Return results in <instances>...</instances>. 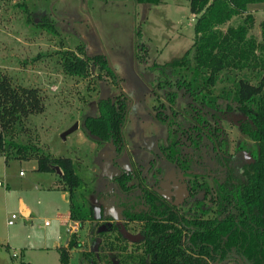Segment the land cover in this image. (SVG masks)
Instances as JSON below:
<instances>
[{
    "label": "rangeland",
    "instance_id": "obj_1",
    "mask_svg": "<svg viewBox=\"0 0 264 264\" xmlns=\"http://www.w3.org/2000/svg\"><path fill=\"white\" fill-rule=\"evenodd\" d=\"M246 12L252 16L247 34L261 39L264 1L246 3L245 11L232 15L223 27L235 24ZM195 16L189 11L188 0H0V71L12 84L37 87L44 104L41 112L28 114L25 129L16 128L15 139L23 142L29 138L52 155L69 156L84 181L80 187L84 201L99 204V217H113L97 223L83 220L81 224L75 219L78 227L70 238L77 246L69 249L68 264H146L140 221L123 219L112 203V177L120 170L132 171L127 183L156 187L177 208L186 210L187 176L166 159L159 143L165 142V121L170 118L178 125L191 97L173 84L161 83L163 75L158 77L157 69L146 66L177 57L190 45ZM44 22L51 28L42 26ZM65 49L79 56L84 55L83 50L99 52L110 62L115 78L94 59L87 60L85 74L66 71L60 57ZM238 77L254 83L259 71L232 67L219 71L212 86L214 94L222 95L217 98V133L212 141L217 147V138H222L219 152L224 146L228 152L240 146L243 157L251 160L256 146L240 131L238 120L244 116L231 98ZM166 90L175 91L173 105L165 100ZM120 91L128 97L121 148L112 140L86 133L83 125L86 115L97 114L99 99L115 101ZM158 111L163 121L157 117ZM205 114L214 121L208 112ZM74 121L76 128L61 137ZM184 139L182 135L178 143L189 149ZM212 141L208 139L199 149L204 157L212 152ZM34 166V158L9 157L5 161L0 153V264H59L52 242L55 239L63 244L69 238L66 227L71 220L60 221L67 215V196L55 187L62 183H57L54 172ZM213 169L220 170V164ZM102 192L106 197L100 196ZM20 199L29 207L27 216L19 212ZM11 212L17 216L7 224ZM86 250L90 252L83 256ZM223 264L240 263L228 259Z\"/></svg>",
    "mask_w": 264,
    "mask_h": 264
},
{
    "label": "trees",
    "instance_id": "obj_2",
    "mask_svg": "<svg viewBox=\"0 0 264 264\" xmlns=\"http://www.w3.org/2000/svg\"><path fill=\"white\" fill-rule=\"evenodd\" d=\"M134 1L155 3L159 0ZM259 1L264 0H188L189 11L196 15L192 42L179 56L161 63L152 61L146 66L148 70L157 69L158 77L163 75L161 83L173 84L191 97L186 117L178 125L170 118L165 121V142L159 143L166 159L187 176L186 210L181 211L161 199L156 187L127 183L130 170H120L112 177L115 183L112 203L119 208L123 219L140 221L141 249L148 255L146 264H223L228 259L240 264H264V21L260 23L262 38L259 40L247 34L252 21L249 12L235 24L223 27L232 15L245 11L246 3ZM41 25L51 28L50 23ZM83 54L62 50V67L68 72L85 74L87 60L94 59L115 78L99 52L88 54L83 50ZM226 67L259 71L254 83L238 77L231 91L234 107L244 116L238 120V127L256 146L250 161L243 157L240 146L232 152L224 146L219 152L222 138H217V147L212 141L217 133L214 125L217 98L222 96L214 94L212 86L219 71ZM164 97L168 105H173L175 91L166 90ZM126 99L122 91L115 101L99 99L97 114L83 118L86 133L112 140L121 148L120 127L124 122ZM43 109L37 87L12 84L6 73L0 71V153L4 160L34 158V169L54 173L57 166L60 170L57 183L60 181V188L67 191L69 218L77 219L80 224L83 220L97 223L104 217L113 218L110 215L92 218L91 205L84 201L80 190L84 181L69 156L52 155L29 138L23 142L15 139L16 128L25 129L28 114ZM205 112L213 117V122ZM158 113L157 117L163 121L164 116ZM182 135L189 149L178 143ZM208 139L212 141V152L206 158L199 149L208 144ZM217 163L220 164L218 171L213 169ZM102 193L100 196L106 197V192ZM209 211L211 215H206ZM73 246L77 242L69 238L65 245L56 247L59 264H68L69 249ZM89 252L82 254L87 256Z\"/></svg>",
    "mask_w": 264,
    "mask_h": 264
},
{
    "label": "crops",
    "instance_id": "obj_3",
    "mask_svg": "<svg viewBox=\"0 0 264 264\" xmlns=\"http://www.w3.org/2000/svg\"><path fill=\"white\" fill-rule=\"evenodd\" d=\"M7 161V160H6ZM19 173L20 174H22V172L21 171H19ZM56 174V176H57V173H55ZM55 187H57V188H60V187H58L57 185H55ZM61 190H63V194L65 195V197L67 196V191L65 190V189H62V188H60ZM67 203H68V200H67ZM24 210H25V212H24ZM19 212H20V214L22 215V216H27L28 214H29V207L27 206V205H25L22 201H21V199H20V203H19ZM8 217V216H7ZM7 217H6V219H7ZM67 217L69 218V215H68V208H67V215H63L62 217H60V221H61V223H66V222H69L68 221V219H67ZM71 221H73V220H75V219H71V218H69ZM5 222H6V220H5ZM70 223V222H69ZM8 224V223H7ZM11 224V223H10ZM46 225V224H45ZM67 240H68V238L65 240V242L63 243V244H58V241L57 240H53V244H54V248H56L57 246H59V245H65L66 244V242H67ZM13 253H15V252H13ZM16 254V253H15Z\"/></svg>",
    "mask_w": 264,
    "mask_h": 264
},
{
    "label": "water",
    "instance_id": "obj_4",
    "mask_svg": "<svg viewBox=\"0 0 264 264\" xmlns=\"http://www.w3.org/2000/svg\"><path fill=\"white\" fill-rule=\"evenodd\" d=\"M106 63L108 65L109 68H111L110 62L108 61V59L106 58ZM77 126L76 121H74L71 125H69L67 128H65L61 133V137H64L68 132L72 131L73 129H75ZM122 126L120 127L121 130ZM247 160H250L249 157L246 158ZM56 173H59L60 170L58 169V167L56 166ZM91 208H92V218L93 219H97L100 216V206L99 204L96 203H90Z\"/></svg>",
    "mask_w": 264,
    "mask_h": 264
},
{
    "label": "built area",
    "instance_id": "obj_5",
    "mask_svg": "<svg viewBox=\"0 0 264 264\" xmlns=\"http://www.w3.org/2000/svg\"><path fill=\"white\" fill-rule=\"evenodd\" d=\"M0 184H2V180H0ZM16 216H17V215H16L14 212H11V213L8 215L7 219H6V223H8V224L12 223V222L14 221V218H15ZM43 223H44V224H48V220L45 219ZM77 224H78L77 221H76V220H73V221H71V222L67 225L66 230L69 232V238L71 237L72 233H73V232L76 230V228L78 227ZM69 238H68V239H69Z\"/></svg>",
    "mask_w": 264,
    "mask_h": 264
},
{
    "label": "flooded vegetation",
    "instance_id": "obj_6",
    "mask_svg": "<svg viewBox=\"0 0 264 264\" xmlns=\"http://www.w3.org/2000/svg\"><path fill=\"white\" fill-rule=\"evenodd\" d=\"M157 190H158V194H159V196H160V198L161 199H163V200H165L169 205H174L172 202H170L167 198H166V196H165V194H162V192L157 188ZM187 195H188V190H187ZM187 195H186V197H187ZM175 206V205H174ZM176 207V206H175Z\"/></svg>",
    "mask_w": 264,
    "mask_h": 264
}]
</instances>
